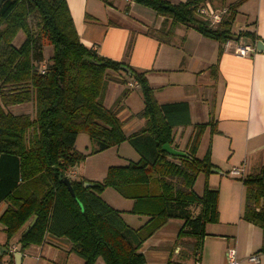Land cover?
<instances>
[{"label":"trees","instance_id":"obj_1","mask_svg":"<svg viewBox=\"0 0 264 264\" xmlns=\"http://www.w3.org/2000/svg\"><path fill=\"white\" fill-rule=\"evenodd\" d=\"M108 4V0H101ZM162 18L159 28L147 34L169 42L177 25L194 29L223 45L240 37L255 45L259 39L247 30L232 32L238 8L236 0L225 8L221 20L212 26L198 15L205 0H132ZM223 2L224 0H213ZM169 22V23H168ZM169 24V25H168ZM168 25L167 27H165ZM21 31L20 46L13 39ZM52 55L43 61V46ZM122 67L128 69L124 71ZM116 73L127 84L126 74L141 89L143 108L136 116L145 119L142 128L130 135L117 116L118 100L111 108L103 105V94ZM146 72L124 62L102 57L85 47L78 37L65 0H4L0 6V214L3 247L14 243L18 252L41 245L48 234L64 237L84 264L101 258L105 264H147L140 251L142 243L168 220L181 221L176 244L179 260L166 264H194L205 225L218 221L216 187L206 182L201 194L194 183L199 174L214 172L210 151L196 156L202 131L214 124L198 123L183 150L174 156L162 150L173 143V129L190 123L185 102L159 104L149 86ZM131 81V80H130ZM125 95V94H124ZM30 104V113L13 114L9 107ZM84 133L99 152L128 142L139 159L121 166H109L102 181L72 179L69 171L85 159L77 151L78 134ZM264 165L240 178L243 192L241 217L262 232L259 252L264 256ZM68 178L73 195L64 178ZM87 184V185H85ZM105 188L116 190L133 201L130 213L146 217L138 228L124 223L121 211L100 198ZM33 217L35 224L27 225ZM0 254V264L3 262ZM6 264H13L10 255Z\"/></svg>","mask_w":264,"mask_h":264},{"label":"crops","instance_id":"obj_2","mask_svg":"<svg viewBox=\"0 0 264 264\" xmlns=\"http://www.w3.org/2000/svg\"><path fill=\"white\" fill-rule=\"evenodd\" d=\"M65 1L80 42L85 47L102 57L124 62L136 71L146 72L148 84L159 104H187L190 123L174 127L173 143L176 147L173 148L185 149L195 124L209 123L216 127L218 132L214 134L210 132V125L205 128L196 151V156L202 158L209 149L215 171L206 177L199 174L196 178L199 188L194 191L201 194L205 182L219 191V218L217 222L205 225L199 264H226L225 253L230 247L236 250L238 264H254L248 260L251 254H257L259 264H264V256L259 252L262 232L242 219L244 189L240 178L229 174L232 168L242 166L243 176H246L264 165V53L255 50L245 56L238 55L234 41L225 48L183 25L175 27L169 42L159 40L147 34V30L159 28L162 18L132 0H108V4L101 0ZM167 1L178 3L185 0ZM227 2H217L219 6H213V9L226 8ZM240 17L245 26H239L238 30L255 33L264 42V0H246L239 6L235 20ZM232 32L236 33L233 28ZM243 42L252 45L245 37ZM120 82H107L102 99L105 107L115 105L112 99L120 93L119 84L123 83ZM127 88L130 91L135 89ZM125 99L127 106L124 105ZM118 107L117 116L123 121L125 135L144 126L145 119L136 116L143 108L142 96L129 95L126 98L125 95ZM9 110L13 114L30 113L20 105L11 106ZM124 143L113 148L117 152ZM138 159L139 155L135 160ZM78 167L69 171L72 179H78ZM117 202L121 204L119 200ZM5 206V202L0 203V214ZM124 215L127 213H121L122 219ZM136 218H139L137 224L130 227H136L146 219ZM181 225L179 220H168L142 243L140 250L148 264H166L170 257L180 261L181 246L174 241ZM2 229L0 223V254L4 253L1 264H6L14 253L10 247L15 244L3 247L5 235ZM43 243L42 247L34 245L20 252L23 254L22 264H31V261L24 263L23 260L28 256L32 258L33 253L37 259L38 251L42 253L47 248L53 258L65 257L72 252L69 251V242L55 235H46ZM38 260L41 261V257ZM183 262L193 263L191 258H184ZM47 263L52 264L50 260Z\"/></svg>","mask_w":264,"mask_h":264},{"label":"rangeland","instance_id":"obj_3","mask_svg":"<svg viewBox=\"0 0 264 264\" xmlns=\"http://www.w3.org/2000/svg\"><path fill=\"white\" fill-rule=\"evenodd\" d=\"M231 1L232 0H228V2L226 4H229V2H231ZM217 2L218 1L214 2L213 0H205L202 4L207 9H209V7L213 8V6H219V3H217ZM213 3H217L218 5L213 4ZM146 9H148V8H146ZM241 25L245 26V23H244L243 19L240 17L239 19L237 18L236 20H234L232 28L234 29V31L237 32L238 27ZM23 40H24V35L21 31H19L16 34L15 38L13 39V45L18 47L23 42ZM52 51H53V49H52L51 45L45 44L43 46L42 64L46 63L48 61V58H50V56L52 55ZM123 77L127 81L132 80L126 74H124ZM109 80L120 82L121 78L119 79V77L117 76L116 73L110 72V79ZM120 83H122V82H120ZM119 85H120V89H119L120 93L113 97L112 103H115V101H117V100L120 103L122 101V99L125 97V95H126V98L129 95L131 97H133L134 95H139V97L142 96L141 89H140L139 85H137L135 87V89L131 90V91L128 90L126 84L122 83ZM124 91L126 92L125 95H121ZM140 94H141V96H140ZM103 97H104V94H103ZM112 103H111V105H112ZM124 105L127 106L126 99H125ZM20 107L22 109H29L30 112L32 110L30 104H21ZM109 108H111V107H109ZM10 111H12V110H10ZM203 133H204V130L202 131L201 137H202ZM75 147H76L77 151L86 155L83 162H81L79 164L78 169H80L79 170L80 173L77 175L78 179L85 178L87 180H92V181H102L106 175V170L109 166L125 165V164H127V162L129 160L136 161L135 158L138 156V153L132 148V146L128 142H125L121 146L120 150L117 152L115 150L116 148H113L115 146H113V147H110L108 149L92 153V151L95 150L96 145L94 144V142H91L89 140L88 136L84 133L78 134V136L76 138V142H75ZM198 188H199V184H197V181H196L193 189L197 191ZM100 198L103 201H105L108 205H110L112 208H115V209L121 211V213H127V215L123 216V221L125 224H127L128 226H135V224H137V220L139 218H136L137 215L134 216L133 214H131L129 212L130 209L132 208V205H133V202L131 201V199H127V198L122 197L121 194H119L116 190H114L112 188H105L100 193ZM116 199L119 200L121 204H118ZM131 202H132V204H131ZM130 204H131V206H130ZM129 216H134V217L129 218ZM138 217H144V216H138ZM141 219H143V218H141ZM146 219H145V221H146ZM145 221H143L142 223H140L139 225H137L136 227H133V228L140 227ZM57 237H59V238L61 237L63 240H65L64 237H62V236H57ZM43 244L44 243H42L41 245H35V247H42ZM32 256H33L32 258H30L28 256L26 259L23 260V262L28 263L29 261H31V264H38V263L39 264L40 263L41 264H48L47 261L50 260L52 262V264H84L83 259L74 251H72L70 253V255L68 254L65 257H64V255H62L59 258H53L50 254H48V248H47L42 253H41V251H38V255H37L38 258L37 259H35V253H33ZM40 257L42 259L41 261L38 260V259H40ZM146 262H147V260H146ZM94 264H105V263L103 262V260L101 258H98Z\"/></svg>","mask_w":264,"mask_h":264},{"label":"built area","instance_id":"obj_4","mask_svg":"<svg viewBox=\"0 0 264 264\" xmlns=\"http://www.w3.org/2000/svg\"><path fill=\"white\" fill-rule=\"evenodd\" d=\"M224 12H225V8H223L221 10H215V9L209 7V9H207L204 5L199 6L197 9L198 15L201 16L204 20H207L210 23V25H212V26H215L218 24V22L221 20V17H222ZM232 41H234V43ZM232 43L234 44L235 51L238 55L245 56V55H248L249 53H252L255 51V45H250V44L244 43L243 37H240L236 41L233 39L227 40L223 44V46L225 48H227ZM127 86L129 88H134L137 86V83H136V81L131 80V81H128ZM229 174L231 176L241 178L244 175V167H242V166L241 167H234L229 171ZM10 251L16 252L17 251L16 246H11ZM199 257H200V253L197 252L194 264H199V259H200ZM248 260L253 262L254 264H259V256L257 254L249 255ZM225 261H226V264H238L236 250L234 248L230 247L226 250Z\"/></svg>","mask_w":264,"mask_h":264},{"label":"water","instance_id":"obj_5","mask_svg":"<svg viewBox=\"0 0 264 264\" xmlns=\"http://www.w3.org/2000/svg\"><path fill=\"white\" fill-rule=\"evenodd\" d=\"M3 1L4 0H0V6H1ZM255 50L258 52L264 53V42L261 40H258L255 44ZM122 69L124 71H128V69H126L124 67H122ZM162 150L167 152L168 154L174 155V156H186L187 155L186 152H184L183 150L175 149L172 146H169L167 144H164L162 146ZM64 182L68 186L70 193L73 195V190L70 186L69 179L65 177ZM263 182H264V176H263ZM85 185H87V184H85ZM35 221H36V217H33V219L27 224V226L25 227L24 230L27 231L28 228H31L35 224ZM3 250H4V252H7L6 249H3ZM12 258H13V264H22L23 254L20 252H14L12 255Z\"/></svg>","mask_w":264,"mask_h":264}]
</instances>
